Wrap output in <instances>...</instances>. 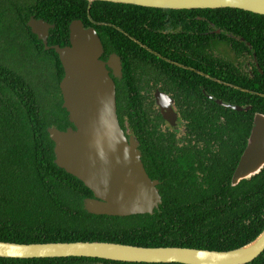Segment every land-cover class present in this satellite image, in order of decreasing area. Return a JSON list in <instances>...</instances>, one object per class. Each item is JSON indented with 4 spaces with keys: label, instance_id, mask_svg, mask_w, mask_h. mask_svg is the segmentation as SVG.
Segmentation results:
<instances>
[{
    "label": "trees",
    "instance_id": "obj_1",
    "mask_svg": "<svg viewBox=\"0 0 264 264\" xmlns=\"http://www.w3.org/2000/svg\"><path fill=\"white\" fill-rule=\"evenodd\" d=\"M89 16L94 23L124 30L164 56H168L160 50L166 40L164 30L174 40L176 36L184 37L182 43L189 49H196L192 39L199 37L207 49L205 63L217 66L215 71L206 68V74L264 93V16L232 8L169 10L109 2H93ZM31 17L54 24L49 30L48 46L68 45V26L72 20H80L84 28L95 29L104 49L103 58L111 52L122 55L126 50L129 53L138 49L162 61L113 27L90 22L85 0H0V241L20 244L98 241L227 251L248 243L260 233L264 227V167L235 186L229 182L222 186L210 184L201 197L193 193L190 181L181 177L170 179L163 167L157 172L148 169L151 177L160 181L162 199L152 214L118 217L87 213L83 200L91 198L92 193L54 163V145L45 129L56 127L62 131L71 125L61 107L59 82L63 70L55 52L45 51L42 42L27 27ZM174 27L181 33H175ZM198 32L205 35L198 36ZM217 38L231 41L239 52L248 50L246 42L251 46L261 69V74L254 71L250 79L252 87L246 85L247 79L234 81L228 76L233 65L230 62L221 58L214 63L210 52ZM45 58L50 60L52 69L46 79H41L36 67L30 64H46ZM204 82L210 95L218 96L217 86L228 89L208 79ZM223 94L228 98L233 94L236 105H243L248 96L264 105L263 98L236 90L229 89ZM225 112L234 116L237 129L245 131L237 137L243 143H236L243 147L251 127L249 112ZM220 192L231 199L220 195L218 199L210 198ZM0 264L147 263L70 257L0 258ZM247 264H264V251Z\"/></svg>",
    "mask_w": 264,
    "mask_h": 264
},
{
    "label": "water",
    "instance_id": "obj_2",
    "mask_svg": "<svg viewBox=\"0 0 264 264\" xmlns=\"http://www.w3.org/2000/svg\"><path fill=\"white\" fill-rule=\"evenodd\" d=\"M85 1L90 22H93L89 16L93 2L169 10L232 8L264 16V0ZM93 24L121 31L111 24ZM27 27L42 42L45 51L52 49L55 52L63 70L59 82L61 107L66 111L72 127L62 131L48 127L45 131L54 145L55 165L81 181L92 193L91 198L83 200V209L96 216L152 214L161 204L156 187L158 182L148 177L134 140L125 137L116 115L115 85L108 67L114 75H118L119 58L110 55L107 62L101 60L103 47L95 29L84 28L80 20L70 22L68 45L63 47L47 44L49 30L54 28V24L31 17ZM129 38L155 54L134 38ZM228 107L241 110L238 106ZM239 158L232 185L256 175L264 167V117H255L247 147ZM263 251L264 227L248 243L227 251L141 247L98 241L32 244L0 241V258L8 259L76 257L147 264H247Z\"/></svg>",
    "mask_w": 264,
    "mask_h": 264
},
{
    "label": "flooded vegetation",
    "instance_id": "obj_3",
    "mask_svg": "<svg viewBox=\"0 0 264 264\" xmlns=\"http://www.w3.org/2000/svg\"><path fill=\"white\" fill-rule=\"evenodd\" d=\"M120 30L122 32H119L125 36L127 34L132 37L124 30ZM174 32L181 33L176 27ZM164 34L166 40L163 41L160 50L168 56L150 49L132 37L159 55L160 57L139 45L161 59L162 63L138 49H132L129 53L126 50L122 55L111 52L103 58V49L101 60L107 62L110 55L119 58L118 75H114L113 70L108 67L109 76L115 85L119 126L126 138L134 140L148 177L158 182L156 187L160 197V181L152 178L148 169L157 172L163 167L170 179L181 177L190 181V188L198 197H201L210 184L222 186L229 182L231 186H235L232 185L234 170L239 157L247 147L255 117H264L262 113L264 105H260L250 96L245 98L243 105H236L233 104V94L228 98L223 97V92L232 89L263 99L261 95L264 93L231 82H223L206 74L204 72L206 68L215 71L217 66L205 63L207 49L203 39L199 37L192 39V44L196 46L194 50L184 47L185 44L182 43L184 37L176 36L174 40L167 30H164ZM197 35L204 36L205 33L198 32ZM233 40L238 41L236 37H233ZM245 45L248 50L239 52L233 48L235 46L231 41L217 38L210 54L214 63L220 62L219 59L223 58L233 64L228 76L234 81L247 79L246 85L252 87L250 79L253 78L255 70L261 74V69L251 46L247 42ZM204 79L228 89H220L217 86L218 96L210 95L205 91ZM228 106H238L241 110H234ZM226 110L249 112L251 127L244 139L243 147L236 143H243V139L237 137L238 133L245 131L236 128L234 116L225 112ZM251 177L242 179L237 184ZM217 195L231 199L223 192L214 193L210 198L218 199Z\"/></svg>",
    "mask_w": 264,
    "mask_h": 264
},
{
    "label": "rangeland",
    "instance_id": "obj_4",
    "mask_svg": "<svg viewBox=\"0 0 264 264\" xmlns=\"http://www.w3.org/2000/svg\"><path fill=\"white\" fill-rule=\"evenodd\" d=\"M35 59V57H34ZM46 59V64L42 63L41 65H35L33 63H31L30 65H34L36 67V72L38 73L39 75V78L41 79H46V76L47 74H51V65L49 64V59L48 58H45Z\"/></svg>",
    "mask_w": 264,
    "mask_h": 264
}]
</instances>
